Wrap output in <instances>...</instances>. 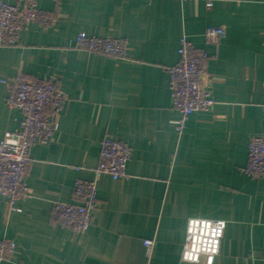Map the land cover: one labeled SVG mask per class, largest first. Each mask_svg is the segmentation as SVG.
Wrapping results in <instances>:
<instances>
[{
	"label": "crops",
	"instance_id": "1",
	"mask_svg": "<svg viewBox=\"0 0 264 264\" xmlns=\"http://www.w3.org/2000/svg\"><path fill=\"white\" fill-rule=\"evenodd\" d=\"M212 1L39 0L55 24L34 22L0 46V140L22 117L1 79L53 80L66 96L49 111L54 135L30 149L31 196L0 197V238L17 245L0 264H192L182 261L191 217L226 221L214 264H264V177L243 171L250 137L264 136V0ZM210 25L226 29L217 44L206 41ZM79 31L124 39L130 56L69 47ZM184 35L209 52L215 104L178 129L168 68ZM107 135L131 146L128 176L98 178L92 223L74 233L52 222L53 202L95 177Z\"/></svg>",
	"mask_w": 264,
	"mask_h": 264
},
{
	"label": "built area",
	"instance_id": "2",
	"mask_svg": "<svg viewBox=\"0 0 264 264\" xmlns=\"http://www.w3.org/2000/svg\"><path fill=\"white\" fill-rule=\"evenodd\" d=\"M207 6L213 5L207 0ZM34 22L44 27L55 24L56 17L39 6V0H25L23 5L0 0V46L18 43L22 31ZM226 33L223 25H210L205 37L209 44H217ZM71 48L104 53L118 58L130 56V45L117 37L89 35L79 31L69 39ZM179 61L168 68L172 107L182 114L177 128L182 129L188 116L196 111L210 110L215 99L208 89L207 66L209 52L197 48L187 37L182 36L178 49ZM6 85V102L22 112L20 124L15 131H6L0 140V197L6 196L14 204L19 199L31 196L24 181L30 161V149L36 142L48 141L58 129L59 122L49 116V111L59 112L66 96L53 80L35 81L24 74L1 79ZM132 155L129 143L105 136L101 142L100 160L95 168V177H78L73 187V200L54 201L50 217L53 223L74 233L85 231L92 223L97 203L98 178L109 174L115 180L128 176L127 163ZM243 171L251 177H264V136L253 135L248 141V159ZM226 221L191 217L187 224L182 261L192 264H214L220 252ZM146 246L153 241L144 240ZM14 240L0 238V262L10 259L16 251Z\"/></svg>",
	"mask_w": 264,
	"mask_h": 264
}]
</instances>
